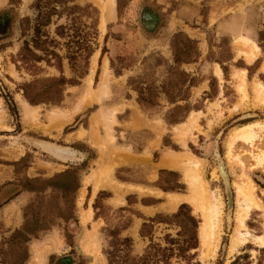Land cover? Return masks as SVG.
Segmentation results:
<instances>
[{"label":"rangeland","instance_id":"374dc122","mask_svg":"<svg viewBox=\"0 0 264 264\" xmlns=\"http://www.w3.org/2000/svg\"><path fill=\"white\" fill-rule=\"evenodd\" d=\"M38 12L43 23L49 17L42 32L53 41L46 46L59 55L60 67L57 60L47 65L20 57L24 44L33 49ZM239 37L258 49L251 64L234 42ZM85 43L93 50L87 61ZM184 43L195 60L176 64L175 54L184 58ZM71 52L81 55L70 64L66 56ZM241 70L249 85L264 84V0H0V247L6 250L3 242L23 225L24 208L36 204V193L28 189H41L48 179L78 169L76 223L59 217L68 206L48 187L40 210L51 227L28 243L25 264H42L48 252L46 264L51 256L52 264H108L111 232L131 240L132 258L142 256L150 241L167 247L165 238L176 239L178 227L141 228L157 215H173L181 205L198 221V247L186 254L191 258L173 256L170 264H264V247L252 241L264 235V133L256 130L251 141L237 140L229 154L226 146L234 129L264 123V105H257L250 91L242 106L235 77ZM83 71L58 105L32 106L23 96L25 84L75 79ZM181 73L198 84L186 92ZM185 96L186 101H178ZM139 97L155 104L140 105ZM184 105L191 111L183 121L167 124L171 113L184 114L175 109ZM184 155L199 162L206 187L219 201L220 232L210 257L199 238L202 214L187 200L191 191L179 164ZM101 174L108 179L102 188L94 184L103 181ZM172 181L181 189L161 188ZM241 182L253 185L262 210H251L231 250L237 210L233 184ZM88 209L92 217L82 225L81 214ZM90 231L97 236L99 256L80 248L79 239ZM54 242L61 245L57 251ZM34 250L38 260L31 262Z\"/></svg>","mask_w":264,"mask_h":264},{"label":"trees","instance_id":"16d2710c","mask_svg":"<svg viewBox=\"0 0 264 264\" xmlns=\"http://www.w3.org/2000/svg\"><path fill=\"white\" fill-rule=\"evenodd\" d=\"M38 7V4L36 5ZM91 8V6H89ZM40 9V8H39ZM85 10V9H84ZM40 11V10H39ZM54 11V10H53ZM47 14V13H46ZM45 15V14H44ZM48 17V16H47ZM42 13L38 12V15L35 20V26L33 28V36L31 39L32 48L30 49L27 44L20 50V57L24 61L28 62H41L45 61L47 65H51L52 60L58 61V67L60 64L59 55L47 48V43H53V41L48 42V37L45 32H42V27L49 24V17L46 22H42ZM97 18H95V21ZM96 24V22H95ZM94 25V24H93ZM96 26V25H95ZM95 29L93 35H95ZM42 38L44 40H42ZM79 47L81 46L79 38L75 42ZM183 59H178L177 54H175V63L176 64H190L194 62L195 58L190 55L192 50H189L187 44L184 43ZM80 50V48H78ZM39 51L41 53L38 56L35 52ZM83 51L86 53L84 59L87 61L91 56L93 50L91 45L85 43ZM81 55V54H80ZM79 54L75 52L69 53L66 58L71 64L72 61L77 60L80 57ZM86 65V63H85ZM85 71L78 74L75 79H66L63 76L49 78L44 80V85H39L38 83H28L22 86V92L25 100L32 106L39 104L47 105H58L63 99V93L67 86H77L79 80L84 76ZM184 76V87L185 91L188 92L190 88L196 86L198 83L195 82L186 73H181ZM188 96L178 99V101H186ZM137 102L140 105L148 104L153 106L155 103L153 101H146L142 98H138ZM171 103H176L177 100H170ZM177 110H182L184 114L180 118H176V114L171 113L167 118L166 122L169 125H175L183 121L187 114L191 111L190 106L184 105L183 107L176 106ZM90 158V156H89ZM88 160V159H87ZM85 160L83 162V167H86ZM78 169H69L65 172L58 174L54 178L48 179L46 185L41 188H30L29 191L36 193L35 203H29L23 212L24 222L23 225L14 230L7 240L3 242L6 244V250H3L4 245L0 247V264H25L29 259L28 252V243L32 239H37L39 235L50 229V223L47 220V215L42 214L40 207L43 206L44 196L43 193L49 187L52 190H56V194L68 206V213L65 214L60 210L59 217L64 219L68 225H74L76 223V218L74 214V202L75 194L79 188V178L77 176ZM38 182V181H36ZM28 184L35 183V181L28 180ZM164 191H177L181 189L180 184L176 181H172V184H169L167 187H161ZM73 222V224H72ZM169 224L172 226L178 227L179 231L177 232V238L166 237L167 247L161 248L158 244L151 243L147 246L144 254L140 257L132 258L129 255L131 249V240L128 238H118L117 233L111 232L110 235L114 237V242L109 246V249L105 250V255L107 257L108 264H170V260L173 256H177L183 259H189L192 256L186 255L190 250L196 249L198 247V238H197V229L198 221L192 216L191 210L187 205H181L177 212L171 216H161L157 215L153 219L148 220V223H143L141 231L145 232V229L151 228L156 224ZM142 236L145 235L141 232ZM3 247V248H2ZM54 257H50V263H53Z\"/></svg>","mask_w":264,"mask_h":264},{"label":"bare ground","instance_id":"6f19581e","mask_svg":"<svg viewBox=\"0 0 264 264\" xmlns=\"http://www.w3.org/2000/svg\"><path fill=\"white\" fill-rule=\"evenodd\" d=\"M237 48L239 49V53L242 54L245 60L251 63L258 52L257 47L250 43L245 38L239 37L234 41ZM235 77L240 83L239 90L243 95V101L248 100L246 96V87L247 82L244 76V71H236ZM215 74L219 77L221 75L218 68H216ZM90 79H88L89 81ZM87 84H90L89 82ZM251 92L253 93L255 99L254 101L257 105H264V84L254 81L251 83ZM88 94V93H87ZM86 94V96H87ZM91 99V97L89 98ZM246 107V106H244ZM256 130L262 131L264 133V123H254L243 126L239 129H234L227 138L226 146L228 150V154L230 153L232 144L239 139L244 141H251L255 136ZM183 161L179 164L183 165V171L185 174V181L188 183L190 187L191 194L187 198L190 201L195 212H199L202 214V222L199 227V238L202 245L207 248V256L210 257L213 255L215 250L217 249V239L218 233L220 232V205L219 201L213 197L210 193L209 189L206 187V183L202 178V169L199 162L195 161L192 156L186 157L184 155ZM169 164L168 162H166ZM222 171V170H221ZM235 188V197L237 203V210L235 213V231L232 241L231 247L232 250L236 244L239 242L241 238V229L244 227V222L247 220L249 213L253 209L262 210V206L259 203V200L256 199L254 195V187L250 182H241L233 184ZM82 199V197H81ZM180 199V198H179ZM181 201V200H180ZM177 201L174 200L172 203V209L175 207ZM91 210L88 209L83 214H81V224L84 225L88 221H90ZM89 231V230H88ZM85 237L79 239L80 248L89 255H98V239L96 234L91 231L87 234L84 233ZM253 243H255L258 247H264V235L253 237ZM91 248V249H90ZM91 250V251H90ZM38 252L34 250V256L32 260H38L35 257V254ZM205 254V253H204ZM97 258V262L100 261L99 257ZM96 262V261H95Z\"/></svg>","mask_w":264,"mask_h":264},{"label":"crops","instance_id":"0c3cea01","mask_svg":"<svg viewBox=\"0 0 264 264\" xmlns=\"http://www.w3.org/2000/svg\"><path fill=\"white\" fill-rule=\"evenodd\" d=\"M115 13V12H114ZM104 18H105V20L107 19V17L106 16H104ZM243 56V55H242ZM256 56H257V53H256V55H255V57H254V59H253V61L256 59ZM244 57V56H243ZM244 60H245V58H244ZM246 61V60H245ZM252 61V62H253ZM247 62V61H246ZM251 62V63H252ZM248 64H251V63H249V62H247ZM244 76H245V72H244ZM249 91L251 92V85H249L248 83H247V87H246V96H248L249 95ZM251 94L253 95V93L251 92ZM18 98H19V100H20V97L18 96ZM248 98V97H247ZM253 99H255V97H254V95H253V97H252ZM20 103H21V101H20ZM21 104H24V103H21ZM246 104H247V100L246 101H243V107L244 106H246ZM24 106H22V108H23ZM28 110H30L28 107H26ZM24 109V108H23ZM31 111V110H30ZM30 111H27L26 112V114H29V112ZM33 111V110H32ZM1 116V115H0ZM1 118H2V116H1ZM1 118H0V120H1ZM101 178H104L103 179V181H100V180H94L95 181V183L94 184H97V185H100V188H102L103 187V183H106V182H108V179L106 180V178L105 177H103L102 176V174H101ZM94 184H93V186H94ZM99 189V188H98ZM83 196V192H82V194H81V196L80 197H82ZM171 197H174V196H170V195H168V199L170 200V198ZM177 207V206H176ZM90 217H92V212H91V215H90ZM89 222V221H88ZM87 222V223H88ZM44 241L45 240H43L41 243V246H40V248L42 249L43 247H44V245L46 244V243H44ZM58 241V240H57ZM61 241V240H60ZM55 243V249H53L54 251L56 250H59L60 249V247H61V245H58V242H54ZM44 249H46V247L44 248ZM43 249V250H44ZM42 250V251H43ZM33 253V252H32ZM49 253V252H48ZM48 253L47 254H45V259H44V261L42 262V264H46L47 263V261H48ZM31 258H32V254H31V256H30ZM31 258H30V261H31Z\"/></svg>","mask_w":264,"mask_h":264},{"label":"water","instance_id":"95a60500","mask_svg":"<svg viewBox=\"0 0 264 264\" xmlns=\"http://www.w3.org/2000/svg\"><path fill=\"white\" fill-rule=\"evenodd\" d=\"M223 172V171H222Z\"/></svg>","mask_w":264,"mask_h":264}]
</instances>
